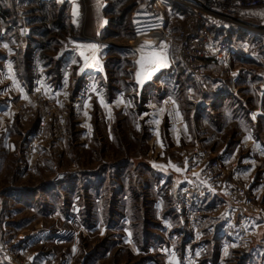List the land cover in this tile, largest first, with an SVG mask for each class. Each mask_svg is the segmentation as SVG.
Returning <instances> with one entry per match:
<instances>
[{
    "label": "rangeland",
    "instance_id": "obj_1",
    "mask_svg": "<svg viewBox=\"0 0 264 264\" xmlns=\"http://www.w3.org/2000/svg\"><path fill=\"white\" fill-rule=\"evenodd\" d=\"M86 1L58 14L56 3L0 0V264H264V119L253 128L258 153L248 124H193L188 95L167 77L183 23L173 7L148 26L136 0ZM153 53L166 63L155 72ZM99 65L102 93V81L84 75ZM35 79L37 88L26 86ZM81 91L79 113L69 108L62 122L56 107ZM168 94L177 97L173 125ZM197 148L227 154L226 171L249 190V243L226 218L236 207L195 217L172 192ZM219 218L225 235L205 236Z\"/></svg>",
    "mask_w": 264,
    "mask_h": 264
},
{
    "label": "built area",
    "instance_id": "obj_2",
    "mask_svg": "<svg viewBox=\"0 0 264 264\" xmlns=\"http://www.w3.org/2000/svg\"><path fill=\"white\" fill-rule=\"evenodd\" d=\"M67 3H73V0H65ZM136 5L148 26L164 18L167 9L173 7L175 17L183 22L174 35V64L201 81L206 82L208 78L207 60L233 52L235 41L243 40L241 34H247L251 51L264 59V0H136ZM16 31L22 39L29 37L25 25H18ZM39 85L37 79L26 84L33 89ZM84 97L81 91L73 99L68 95L61 101L56 107L59 119L65 121L69 108L79 113ZM45 124H40L37 138L44 136ZM35 140L30 138L29 144ZM191 154L184 178L178 185L172 184L176 199L189 208L190 214L195 212V217L204 214L209 217L212 211L218 212L224 206L236 207V215L229 214L226 218L234 223L238 241L249 243L256 230L254 219L247 210L251 203L247 196L249 190L241 183L237 171H226L227 154H215L207 148L194 149ZM225 222V218L213 222L204 230L205 236H224V229H217ZM198 223L201 224L197 220L195 224ZM226 227L224 224L223 228Z\"/></svg>",
    "mask_w": 264,
    "mask_h": 264
},
{
    "label": "crops",
    "instance_id": "obj_3",
    "mask_svg": "<svg viewBox=\"0 0 264 264\" xmlns=\"http://www.w3.org/2000/svg\"><path fill=\"white\" fill-rule=\"evenodd\" d=\"M43 1L47 4L56 3L59 11L58 14H61L66 8L65 4L61 9L55 0ZM76 1L80 5H85V7L90 6V4L86 3V0ZM100 1L101 8H107V5L111 2L110 0ZM73 3L75 4V2ZM100 24L101 28L97 25L96 29L107 27V17L100 20ZM1 38L2 30L0 28V40ZM30 38L34 40L33 42L39 41L37 36H30ZM249 44L248 41L241 40V42H237L238 47L233 52L223 53L221 58H210L207 60L208 78L206 82L176 66L174 61L173 63L170 62L168 68L170 71L167 77L170 80L171 90H173L174 82L176 84L174 88L182 87V90L188 95L193 107L191 111L193 124H210L211 122L206 119L210 117L216 118L217 122L220 121L219 123H221L222 119H232L239 125L243 123L248 124L251 126V129L247 131L245 139L253 143L255 151L258 153L261 145L259 144V140H257L259 138L253 132V128L258 129L259 123L264 119V59L259 53L252 52ZM99 66H97L99 72L94 71L95 67L89 70V72H85L84 75L87 79L97 78L99 81H102L100 83V90H98V87L97 89L95 88V90L102 93L106 91L103 86L105 72L103 66ZM161 73L154 80L161 82ZM95 93L99 94L97 91ZM168 99L170 100L171 108L168 115L171 117V124L173 125V117L176 116L178 109L177 97L173 94H168L164 97V101ZM204 138V136H201V139ZM93 188V184H91L90 189ZM39 237L35 235L33 239L38 243L41 241ZM41 237H44V235ZM31 241L32 239H27L25 244L31 243Z\"/></svg>",
    "mask_w": 264,
    "mask_h": 264
},
{
    "label": "snow or ice",
    "instance_id": "obj_4",
    "mask_svg": "<svg viewBox=\"0 0 264 264\" xmlns=\"http://www.w3.org/2000/svg\"><path fill=\"white\" fill-rule=\"evenodd\" d=\"M141 63H143V59H142ZM152 63L153 64H159L160 66H166L164 57L161 55L155 54V53H153ZM81 71H83V69ZM101 103H104L103 99H101ZM177 171H180V169L177 168Z\"/></svg>",
    "mask_w": 264,
    "mask_h": 264
},
{
    "label": "bare ground",
    "instance_id": "obj_5",
    "mask_svg": "<svg viewBox=\"0 0 264 264\" xmlns=\"http://www.w3.org/2000/svg\"><path fill=\"white\" fill-rule=\"evenodd\" d=\"M58 3L65 4V0H58ZM160 27H161V26H160L159 23H158L157 27H155V32L153 33L154 37H156V36L159 34ZM99 67H100V66H99ZM160 67H161L160 65H156V66L152 67L151 72H155V71L158 70ZM98 70H99V68H97V66H96V68L94 69V71H98Z\"/></svg>",
    "mask_w": 264,
    "mask_h": 264
}]
</instances>
